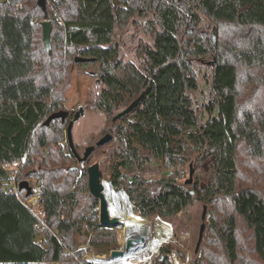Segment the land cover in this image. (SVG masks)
Wrapping results in <instances>:
<instances>
[{
  "label": "trees",
  "instance_id": "16d2710c",
  "mask_svg": "<svg viewBox=\"0 0 264 264\" xmlns=\"http://www.w3.org/2000/svg\"><path fill=\"white\" fill-rule=\"evenodd\" d=\"M130 26L152 43L140 40L133 60L119 59ZM197 63L209 70L199 109ZM76 66L96 67L93 105L111 123L144 94L94 150L110 147L114 197L165 222L196 203L208 208L201 256L190 264H264V0H0V165L21 161L0 168V264H93L77 236L100 255L118 242L113 228L122 224L99 223L89 161L61 147L72 117L45 125L64 111ZM152 168L159 177H147ZM24 180L40 190V216L11 186ZM170 255L161 247L153 264H173Z\"/></svg>",
  "mask_w": 264,
  "mask_h": 264
},
{
  "label": "rangeland",
  "instance_id": "374dc122",
  "mask_svg": "<svg viewBox=\"0 0 264 264\" xmlns=\"http://www.w3.org/2000/svg\"><path fill=\"white\" fill-rule=\"evenodd\" d=\"M215 31V28L210 30V33H213V37H215ZM140 40L144 42L146 41L149 44L152 43V40L149 37H145L140 31H136L130 26L125 32L122 42L118 46L119 59L133 60L137 43ZM195 67L198 71L199 80L198 89L193 94V99L196 108L199 109L203 103H206L208 98L209 70L208 66H204L200 63H197ZM95 70L96 67L94 66L74 67L71 77V85L65 94L64 111L68 112V117H73L80 108L83 109V116L75 123L72 131L75 150L79 155H82L86 147L94 145L99 139L107 134L108 130L113 126L111 121H109L101 111L96 110L93 105L102 87L100 84L96 83L94 77L89 75V73H95ZM66 143V140L61 143L63 149H65ZM102 151H104V154H102ZM110 152V147L97 150L90 157L88 165L90 166L96 162L99 163L100 169L103 173V184L105 188L113 194V191L115 193L117 192L114 190L115 188L109 184V173L107 171ZM191 168L193 170L192 164H189V167H186V172L181 175V182H185L189 179ZM158 173L159 171L157 169L152 168L150 169V173L147 174V177L150 179L159 177ZM203 207L202 204L196 203L185 213L181 214L176 222H165L156 217L151 219L141 218L136 213H133L127 204L120 203L119 201L116 203L115 201L110 200L108 202L110 216L118 217L122 220V226L113 228V232L116 234L118 242L111 246V251L119 250L122 241L124 242L126 238H133L138 241H144L146 239L145 246H149V248L145 249L142 253H136V256L134 255L131 258H127L126 261H116L109 264H153V259L159 255L160 248L167 245L171 246V255L169 256V259L173 264H190L193 260L201 256V245L207 235L206 225L209 221V215L207 214L208 208H206L205 220L203 222ZM96 211L99 217V204ZM134 218L143 222V225L136 227L134 225V228H132L131 225L135 224L133 221ZM124 220H127V222ZM124 223L126 224L125 227ZM202 223H204V232L198 251L195 252ZM78 238H83V240ZM76 239L79 243V249L86 251V260L94 261L96 258L99 259L97 264H103V262L106 261L104 259H109V254L100 255V252L92 247L90 249L86 246L85 248H82L84 241L89 242L87 238L77 236ZM250 242L248 233H245L242 245L244 247H250Z\"/></svg>",
  "mask_w": 264,
  "mask_h": 264
},
{
  "label": "water",
  "instance_id": "95a60500",
  "mask_svg": "<svg viewBox=\"0 0 264 264\" xmlns=\"http://www.w3.org/2000/svg\"><path fill=\"white\" fill-rule=\"evenodd\" d=\"M214 32V31H213ZM50 33H51V25L49 22H43L42 23V36H43V42L44 45L47 49V51H50ZM213 34V33H212ZM117 49V46H116ZM92 59H87V58H76L75 63H83V62H88L91 61ZM90 76L95 77V73H89ZM144 94L142 93L137 99H135L129 106H127L124 110L119 112L113 119L112 123H115L117 120L122 118L123 116L131 113L140 103L142 100ZM68 112L62 111L58 113H54L50 115L47 120L45 121V125H47L50 121L54 119H60L62 122H64L65 118L67 117ZM83 116V109L80 108L74 115L73 117L68 121L66 129H65V135H66V142L67 145L69 146V149L71 150L72 154L74 155L76 161L78 164H83L89 161L90 157L92 156L95 148L102 147L106 145L108 142L112 140V136L110 134H105L101 139H99L94 145L88 146L84 149V152L82 155H79L76 150L75 146L73 143V137H72V128L75 122H77L80 117ZM116 127V125H115ZM102 154H104V151H102ZM76 167L70 168L69 171H74L76 170ZM87 184H88V190L90 195L98 201L99 204V223L101 226L106 227V228H113L116 226H119L122 224L120 220L117 218H112L109 215L107 204L105 202L104 196H103V173L100 169L99 163H94L90 165L87 170ZM192 175H193V170L192 168L190 169L189 172V179L185 181V184L189 185L192 182ZM112 185L111 183H109ZM18 190H24L26 192V196H30L31 194V187L28 181L24 180L18 183ZM205 211L206 207H203V212H202V221L204 222L205 220ZM204 232V223H202L199 231V236H198V242L196 244L195 252L198 251L199 244L201 243L202 240V235ZM144 238V237H142ZM132 248V243L130 241H127L125 244V252L128 253L130 252V249ZM124 253L120 250H113L110 252L109 259L106 261H113L118 258L123 257Z\"/></svg>",
  "mask_w": 264,
  "mask_h": 264
},
{
  "label": "built area",
  "instance_id": "2783aa9c",
  "mask_svg": "<svg viewBox=\"0 0 264 264\" xmlns=\"http://www.w3.org/2000/svg\"><path fill=\"white\" fill-rule=\"evenodd\" d=\"M20 166H21V161H16V162H13V163H3V164H1L0 165V168L2 169V170H4V171H15V170H17L18 168H20ZM11 186L12 187H14V189H15V191H17L18 190V183H16L15 181H12V183H11ZM30 187H31V194H30V196L24 201V205H27L29 208H31L32 210H33V212L35 213V214H37V215H39L40 216V214H41V212H40V210H39V207H38V203H39V199H40V190H39V188H38V186H31L30 185ZM36 228H38V226H35ZM78 239H81V240H83V238H78ZM145 241H146V239L144 240V241H138L137 242V245L138 244H140V243H143L144 245H145ZM125 244L126 243H124L123 241H122V245H121V247H120V251H122L123 253H125ZM133 245V244H132ZM85 246L88 248L89 247V249L91 248V246H89V242L88 241H84L83 242V245H82V248H85ZM81 248V247H80ZM149 248V247H148ZM133 249V246H132V248L130 249V250H132ZM145 249H140V250H138L136 253H142L143 251H144ZM136 253H134V251L133 252H129L128 254H129V256L130 255H135ZM110 255V254H109ZM133 255V256H134ZM133 256H131V257H133ZM131 257H128V258H131ZM122 258V257H121ZM121 258H118V259H121ZM118 259H116V260H118ZM104 260H107V259H104ZM116 260H113V261H106V262H108L107 264H109V263H112V262H116ZM127 260V258L125 257V258H123L122 260H118V261H126ZM88 261H90V262H92L93 264H95L94 263V261H92V260H88Z\"/></svg>",
  "mask_w": 264,
  "mask_h": 264
},
{
  "label": "bare ground",
  "instance_id": "6f19581e",
  "mask_svg": "<svg viewBox=\"0 0 264 264\" xmlns=\"http://www.w3.org/2000/svg\"><path fill=\"white\" fill-rule=\"evenodd\" d=\"M102 186H103V196H104V199H105V202H106V204H107V208H108V202L111 200H113V201H115L116 203H118V201H117V199L114 197V195L108 190V189H106L105 188V186H104V184H102ZM108 212H109V215H110V211H109V209H108ZM111 217V216H110ZM112 218H114V217H112ZM115 218H117L118 220H120L121 222H122V220L120 219V218H118V217H115ZM134 223L135 224H133V225H131V227L132 228H134L133 226L135 225V227L136 226H141V225H143V222H141V221H139V220H136L135 218H134ZM127 241H130L133 245V249L132 250H130V252H133L134 251V253H136L138 250H140V249H147L149 246H145L143 243H140V244H138L137 245V242H138V240H136V239H130V238H126L125 239V241H124V243H126ZM142 241V240H141ZM129 253V252H128ZM128 253H124V255H123V257L121 258V259H118V260H122L123 258H128V257H131V256H133V255H130L129 256V254ZM136 256V255H135ZM136 258V257H135ZM98 260L99 259H94V263L95 264H97L98 263ZM118 260H116V261H118ZM108 262H106V261H104L103 262V264H107Z\"/></svg>",
  "mask_w": 264,
  "mask_h": 264
}]
</instances>
